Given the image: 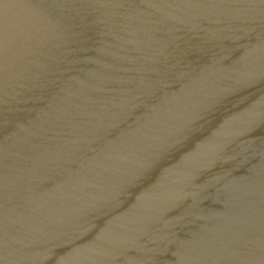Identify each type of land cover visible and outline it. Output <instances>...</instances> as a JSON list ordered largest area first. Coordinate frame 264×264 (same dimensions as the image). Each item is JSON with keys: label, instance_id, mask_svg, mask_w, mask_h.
Here are the masks:
<instances>
[{"label": "water", "instance_id": "obj_1", "mask_svg": "<svg viewBox=\"0 0 264 264\" xmlns=\"http://www.w3.org/2000/svg\"><path fill=\"white\" fill-rule=\"evenodd\" d=\"M0 264H264V0H0Z\"/></svg>", "mask_w": 264, "mask_h": 264}]
</instances>
